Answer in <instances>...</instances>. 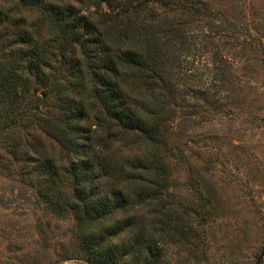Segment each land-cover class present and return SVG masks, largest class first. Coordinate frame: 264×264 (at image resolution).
Listing matches in <instances>:
<instances>
[{
    "label": "rangeland",
    "instance_id": "1",
    "mask_svg": "<svg viewBox=\"0 0 264 264\" xmlns=\"http://www.w3.org/2000/svg\"><path fill=\"white\" fill-rule=\"evenodd\" d=\"M91 1L52 0L80 13L96 10ZM113 9L114 28L141 30L157 47L179 104L161 134L168 186L159 197L179 227L158 239L157 264H264V0H113ZM56 101L45 100L41 118L59 126ZM92 107L82 123L102 137L108 116ZM34 123L38 131L44 121ZM116 149L117 161L128 157ZM13 162L0 166V264H93L74 216L47 206L28 182L40 169L21 174L23 161Z\"/></svg>",
    "mask_w": 264,
    "mask_h": 264
},
{
    "label": "trees",
    "instance_id": "2",
    "mask_svg": "<svg viewBox=\"0 0 264 264\" xmlns=\"http://www.w3.org/2000/svg\"><path fill=\"white\" fill-rule=\"evenodd\" d=\"M102 2L114 10L113 0H93L96 10L84 13L52 0H0V166L40 169L28 182L47 206L74 216L90 263L157 264L158 239L179 227L159 202L168 186L161 136L179 104L157 47L141 30L114 28L117 14L97 11ZM51 95L59 126L41 118ZM97 104L108 116L102 137L82 123ZM118 146L129 152L120 161Z\"/></svg>",
    "mask_w": 264,
    "mask_h": 264
}]
</instances>
